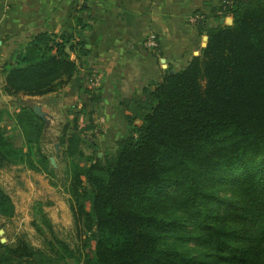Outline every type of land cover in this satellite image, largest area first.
<instances>
[{"label":"trees","instance_id":"16d2710c","mask_svg":"<svg viewBox=\"0 0 264 264\" xmlns=\"http://www.w3.org/2000/svg\"><path fill=\"white\" fill-rule=\"evenodd\" d=\"M86 9L72 32L42 31L16 50L3 69L5 94L42 96L74 78L89 54ZM227 14L233 24L203 29L207 45L184 68L122 102L130 130L114 152H94L92 122L62 126L55 142L69 160L81 243L58 238L43 214V247L0 239V264H264V0H236L217 15ZM96 90L86 88L94 103ZM15 116L24 144L0 128V169L53 174L41 148L46 123L32 106ZM15 212L0 183V217Z\"/></svg>","mask_w":264,"mask_h":264},{"label":"crops","instance_id":"0c3cea01","mask_svg":"<svg viewBox=\"0 0 264 264\" xmlns=\"http://www.w3.org/2000/svg\"><path fill=\"white\" fill-rule=\"evenodd\" d=\"M81 4L87 8L83 16L91 17V27L84 32L89 54L77 59L74 78L42 96L5 94L3 69L15 63L16 50L42 31L72 32ZM218 7L219 0H0V116L4 113L8 128L18 127L8 114L15 116L28 107L26 101H33L32 107L38 104L47 113L46 125L73 126L76 121L82 128L92 122L88 133H100L94 140L97 149L113 148L128 125L129 112L122 102L141 96L163 80L166 70L182 69L200 54L207 36L202 30L233 19L230 14L218 16ZM196 13L206 16L201 25L190 21ZM150 34L158 39L155 51L145 45ZM96 78L99 100L94 103L86 88Z\"/></svg>","mask_w":264,"mask_h":264},{"label":"rangeland","instance_id":"374dc122","mask_svg":"<svg viewBox=\"0 0 264 264\" xmlns=\"http://www.w3.org/2000/svg\"><path fill=\"white\" fill-rule=\"evenodd\" d=\"M91 88L95 89L92 86ZM26 103L31 107L33 101H26ZM19 107L20 104H16L15 108L18 109ZM8 117L16 119L11 114H8ZM3 118L4 113L0 116V128L7 130L18 145H23L24 141L20 129L18 127L8 128L6 126L8 120ZM63 125V123H56L52 127L50 124L47 125L46 137L41 146L42 151L47 156L55 158L56 165L51 164L54 169L53 174L46 175L43 172H36L24 165L0 169V183L11 196L16 207L15 215L12 218L0 217V229L4 230L0 234V239L3 238L5 242L14 243L18 237H23L33 246L43 247L45 236L37 230L36 224L43 226L47 231L41 219L42 215L46 214L58 238L68 242L73 247H77L81 243L69 206V195L66 192L69 179L67 170L69 160L64 158L61 147L59 152L55 148V141L61 133ZM129 130L130 127L127 125L124 131L119 134L118 139L128 133ZM88 135L93 136L95 140L100 136V133H88ZM84 147L86 150H90L88 143H85ZM116 148L117 141L116 146L108 149L114 152ZM106 150L98 148L94 152H108ZM84 163L87 162L84 161ZM62 264H76V262L69 259Z\"/></svg>","mask_w":264,"mask_h":264},{"label":"built area","instance_id":"2783aa9c","mask_svg":"<svg viewBox=\"0 0 264 264\" xmlns=\"http://www.w3.org/2000/svg\"><path fill=\"white\" fill-rule=\"evenodd\" d=\"M83 1V0H80ZM236 0H219V7L221 8L220 11H218V14H223V10H225L226 8H229L231 6H233V4L235 3ZM205 14L203 13H196L190 16V21L193 24L198 25L201 21H203L205 19ZM146 47L149 50L155 51L157 50L159 44H158V39L156 37L155 34H150L148 39L145 42ZM92 87H94L95 89H97L99 87V80L98 78L94 79L92 81Z\"/></svg>","mask_w":264,"mask_h":264},{"label":"water","instance_id":"95a60500","mask_svg":"<svg viewBox=\"0 0 264 264\" xmlns=\"http://www.w3.org/2000/svg\"><path fill=\"white\" fill-rule=\"evenodd\" d=\"M233 24V19H229L228 20V22L226 23V25H232ZM204 43H203V47H205L206 45H207V41H208V36H205V38H204ZM198 54V53H197ZM173 71H171V73H172ZM33 111H34V113L38 116V117H40V118H42L47 124L49 123V120H48V115H47V113L42 109V107L40 106V105H38V104H36V105H34L33 106ZM60 144H59V142H56L55 143V148H56V151L57 152H59V150H60V146H59ZM102 155V153L100 152L99 153V156H101ZM50 162H51V164L53 165V166H55L56 165V161H55V158L54 157H50ZM4 232V230H2V229H0V234H2ZM1 241L2 242H5V240L2 238L1 239Z\"/></svg>","mask_w":264,"mask_h":264}]
</instances>
